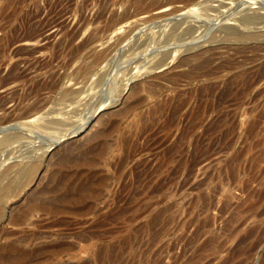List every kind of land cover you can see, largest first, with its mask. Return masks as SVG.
I'll use <instances>...</instances> for the list:
<instances>
[{
	"label": "rangeland",
	"instance_id": "obj_1",
	"mask_svg": "<svg viewBox=\"0 0 264 264\" xmlns=\"http://www.w3.org/2000/svg\"><path fill=\"white\" fill-rule=\"evenodd\" d=\"M108 1L16 0L14 4L15 8L12 5L6 9H1L0 7V53L2 52V56L0 55V97L11 95V100L7 103L6 109L1 108L0 110V125L3 124V126L7 125L5 124L6 122L11 124L17 121L20 122V119L18 120L16 117L21 113L19 111L21 109H16L15 104H17L19 97L29 93L30 91L28 92V89L33 87L27 79L29 77H24L26 75L22 74L25 69H36L38 70L36 75L39 78L46 76V79L50 81L52 86L55 84L53 87H49L48 85L43 89V98L46 100L45 110L50 111V109L52 110L56 107L63 108L59 104L61 103V98L59 97H61V88L64 87V83H66L65 86H73L74 81L69 80L72 77L80 82L75 87L83 85L82 75L77 74L75 70L83 61L88 59V48L78 50L77 47H81L84 42L90 39L96 29H103L109 22L124 18L127 15L128 17L123 21V24H125L123 30L127 32L131 28L134 29L132 34L123 41L124 43L122 42L117 45L116 49L121 51L117 52L115 49L116 52L112 53L115 59L118 55H123L122 62L118 64L119 67L121 64L124 65L123 67L122 65L121 68L116 65L114 67L113 64V71L118 73V83L115 88L117 92L115 91L114 95L117 96L120 93L118 95L119 98L116 97L117 101L114 102L115 104L112 103L104 110H99L80 135L49 149L45 153L44 163L38 175L39 178L37 177L36 180L38 183L42 182V179L43 182L45 181L46 173L49 170L50 163L54 161L53 159L62 150L67 148L68 145L84 141L92 131L100 127L103 122L102 120L108 116L107 114L119 112L132 103L134 104L139 98H143L144 100L126 118L118 120V130L112 134L113 136L108 137L109 141L117 143L119 137L125 130L131 124H136L135 118L139 114L142 115L145 110L147 111L153 108L156 103L174 94L173 90L168 88L169 84L164 83L165 85L157 89L154 95H149L146 92H140L138 95V87L144 82L154 80L153 77L161 74L160 71H162V68L155 70L153 73L144 74V71H141L127 85L128 81L125 80L129 70L132 69L131 73H134L136 71L134 67L138 62V65L142 64L141 68L146 63L147 58L145 56H142L136 63L134 60H129L133 54L135 55L136 52L146 47L147 44L139 46L142 42L149 41L148 39L153 38L160 43L159 47H162L165 41V34H161L162 29H165L164 31L167 34L171 26L180 22L181 19L182 23L180 22V24L182 25L179 33L184 34L183 31L185 29L187 30L189 26L198 27L202 30L207 27V24L209 26L207 22L217 19L216 15L219 10L222 11L225 9V7H221L222 3L218 0H196L197 3L202 4L203 9L198 5L201 10H204L205 7V11L199 10V12L197 10L198 8L190 0H186L187 2L185 0H140L138 4H132L130 2L131 0ZM105 4L107 5L105 6ZM164 8H169V11L174 9L175 12L165 17H158L157 13ZM263 9V7H249L246 10L255 11L263 15ZM243 12L231 15L224 19L225 21L219 22L218 25H213L214 28L212 29L211 27V29L217 31L214 33L212 31V34H208L210 35L209 37L204 32V38H202L203 36L199 38L200 30H197L193 35L196 38L194 41L189 36H187L188 40H181L178 37L173 38V41L168 42L170 45L161 51H171L174 44L175 46L178 44L181 46L180 52L176 60L166 66V72L168 71L171 74L182 72L186 66H179L178 62H180V59L200 49L224 47L220 51L223 56L228 55L226 47L228 45L230 46L231 42L224 40L225 36L223 37V35H225V32L221 31L222 27L229 20H236V17L237 19L240 18V15L244 14ZM181 13L182 15L180 16ZM190 14H193L191 15L193 18H191ZM151 15H156L157 17L150 19L149 16ZM231 17H234V19ZM176 20L178 22H175ZM203 21L206 23L203 24ZM167 24L170 25L168 26ZM30 27L32 29H29ZM118 35L116 32H113L106 39L103 38L102 41L97 40L93 42L94 44L92 43L91 47L95 46L94 48L99 50L106 49L109 46L115 45ZM216 35L217 39L214 38ZM27 36L32 37L28 38ZM23 37L28 39L17 41ZM220 38L224 42H221ZM131 39L134 41H131ZM138 39L139 41L135 43ZM219 40L220 42H217ZM181 44L189 45L184 47ZM20 48L22 49L20 50ZM189 48L191 50L187 51L186 49ZM72 50L76 53H73ZM161 51L157 50V55L153 53V56L151 55L150 58L155 59L156 56L160 58L161 56L159 55H162ZM244 55L253 57L254 52L249 51ZM70 56L72 57L70 58ZM237 57L240 60L243 59L240 55ZM143 59H145V63H143ZM147 65L149 67L153 66L152 62L147 63ZM147 65L145 64L146 67ZM254 65L255 63L249 64L248 67L250 68V66ZM145 66L144 68H146ZM14 67L21 69V72L17 74H20V77L16 76L18 80L14 77ZM47 70H51L50 72L52 74H45ZM103 72L101 71L100 73ZM228 77L226 76L220 84L221 88L224 87ZM26 80L28 83L25 82ZM96 80L98 81V79H90L88 82H84L86 85H84V88L86 89H84L85 92L82 95L84 97L81 102L85 105L80 106L82 105L81 102L80 105L75 104V110H71L73 111L71 112V115L74 116L73 119H79L80 116H82L81 118L88 116V111L90 110L85 107H88L86 103H89V106H93L104 93L105 87L103 85L105 81L98 83L99 81L97 82ZM201 85H192L191 88L196 89ZM187 88L183 84L179 91L183 92ZM262 90H264V80L260 81L252 89L251 94L246 99V103L238 107V113L235 118L236 129L231 140L224 141L218 152L211 158L198 164H187L185 171L177 175L173 183L171 196L169 198H165L164 195L159 197L163 201L153 214L156 216L161 213V218L159 219L157 215L156 219L158 221L155 219L156 223L155 220L153 222L155 226L150 221L152 214L149 212L143 213L137 222L132 225L120 226L106 224L99 226L95 223L96 219L105 215L106 212H109V209H102L95 218L92 215L81 216L70 213L60 214L54 218L52 215H44L45 213H43V227L41 228H33L30 225L14 227L5 223L6 228L15 233L24 229L27 233L34 231L38 236L42 235L43 238L38 241L43 242L44 247L42 264H264V94H260ZM103 114L104 116H102ZM213 118L214 114L208 117L207 123ZM183 120L184 116H181L180 121L182 122ZM258 121L261 123L260 125ZM38 132H41L42 140L37 142V144L35 143L36 146L33 144H26V146L24 144L25 146L17 145L16 148L14 146L12 148L11 145L2 152L0 155V172L5 168L7 163L15 161V158H6L8 151L12 152L10 157H13L24 152L40 150L41 148L37 146L43 144L44 153L45 147L48 145L51 137L57 134L54 131L47 132V130H38ZM179 134L180 131H176L172 141H175ZM9 148L12 149L9 150ZM192 151L193 147L189 146L187 152L188 157H190ZM147 157V154L138 156L126 167L125 173L129 174L131 168L137 162L147 159ZM4 182L6 183V181ZM37 182L25 188L19 199H15L16 201L13 199L7 203L6 210L8 215H11L17 206L24 203V199L30 194L29 192L32 191L34 185L38 184ZM36 185L35 187H37ZM104 194H107V192ZM227 198L231 201L228 200V204L226 202ZM96 203L98 207L101 206L103 208L102 206L104 205L101 202L97 201ZM222 209L223 211H220ZM160 210L164 211V213ZM35 220H37V217L31 218L32 222ZM162 223L164 224L162 225ZM90 232L96 233L90 234ZM80 234L81 236H79ZM84 234L87 237H84ZM214 236L216 237L213 238ZM5 241L3 240V243ZM60 242H63V248L57 250Z\"/></svg>",
	"mask_w": 264,
	"mask_h": 264
},
{
	"label": "bare ground",
	"instance_id": "obj_2",
	"mask_svg": "<svg viewBox=\"0 0 264 264\" xmlns=\"http://www.w3.org/2000/svg\"><path fill=\"white\" fill-rule=\"evenodd\" d=\"M15 1L16 0H0V7L1 9H6L12 5L15 8ZM190 1L198 8L197 10L199 12L202 4L197 3L196 0ZM218 1L222 3L221 7H225V9L222 11L219 10L216 15L217 19L215 18L216 20H210L207 22L209 23V26L207 24V29L203 28L201 30V28L189 26L187 30L185 29L186 32L184 30V34H182L179 33V29L182 25L180 24L181 19L180 22L176 20L175 22L178 23L173 24L171 28L169 27L170 29L168 28L169 32L167 34L164 31L165 29L163 30L161 28V34H165V41L162 47H159L160 43L153 38L148 39L149 41H144L139 45L142 46L147 44L146 47L143 50L136 52L135 55L133 54L131 59H129L134 60L136 63L142 56H145L148 60L145 58V63V59H143V63L147 65V63L149 64V62H152L153 66L149 67L147 65L146 67L145 64H143V67L141 68L142 64L140 63L141 65H138V62L134 67V69L136 68V71L134 70L135 72L131 73V69L127 73L125 80L128 81L127 85L138 75V73L140 74L141 71H144V74L153 73L155 70H160V68H162V71H160L161 74L154 76V80L151 82H144L138 87V95L140 92L154 95L157 89L162 88L163 85H165L164 83L169 84L168 88L173 90L174 94L164 98L161 102L156 103L153 108L147 111L145 110L142 115L139 114L137 118H135L136 124H131L119 137L117 143H112L108 140V137L113 136L112 134L116 133L118 130V120L126 118L129 113L135 110L137 106H140L141 102H144V100L143 98H139L134 104L132 103L130 106L119 112L113 114H107L108 112L105 113L108 116L104 120L100 119L103 122L99 128L92 131L84 141L68 145L67 148L62 150V152L53 159L54 161L50 163L51 165L46 173V179L44 182L42 179V182H40L41 184L36 180L44 163L45 153L49 149L80 135L84 132L91 119L99 110H104L110 104L117 101L116 97L119 98L118 95H120V93L117 96L114 95L118 83V73L113 71V64L114 67L115 65L119 67L118 64L122 62L121 59L123 58V55L120 54L115 59L112 53L116 52L117 45L125 41L134 31L132 28L127 32L126 30H123L125 27L123 21L124 19L126 20L128 15L121 19L110 20L111 22L106 24L103 29H96L91 38L84 42L81 47H77L78 50L88 48V59L83 61L75 70L77 74L82 75L83 85L75 87V85L80 82L72 77L69 80L74 81L73 84L70 83L73 86H65L66 83H64V87L61 88V97H59L61 98V103H59L60 101L58 102L63 108L56 107L52 110L50 109V111H46V100L43 98L42 92L45 86L49 85V87H51L52 84L46 79V76L39 78L36 75L38 72L36 69H25L23 71L22 74L26 75L24 77H29L27 79L31 82L33 87L28 89V92L30 91L29 93L26 92L27 94L19 97V99H17V104H15L16 109H21L19 110L21 113L16 117L18 120L20 119V122L14 121L15 123L13 124L4 122L7 125H0V135H2L0 136V155L11 145L12 148L13 146L16 148L17 145L23 146L24 144H33L36 146L37 142L42 140L41 132H38V130H47V132L54 131L57 134L55 133L56 135L51 137V140L45 147L44 153L43 144L37 146L41 148L40 150L28 151L27 153L24 152L13 157H10L12 152H7L8 156H6V158H15V161L7 163L5 168L0 172V264L43 263V242H38L43 238L42 235L38 236L34 231H29L27 233L24 229L15 233L9 231L5 226V223H7L14 227L30 225L33 228H41L43 227V213H45L44 215H52L54 218L60 214L66 213L81 216L92 215L93 218H95L102 209H109V212H106L105 215L96 219V225L103 226L106 224H114L127 226L137 222L143 213L149 212L152 214L150 221L153 224L157 215L159 219L161 218V213L156 216L153 214L163 201V199H160L159 197L161 195H164L165 198L171 196L173 192V183L177 178V175L185 171L186 165L189 163L198 164L211 158L216 152H218L224 141L231 140L236 129L235 118L238 113V107L246 103V99L251 94L252 89L258 85L260 81L264 80V14L262 15L255 11L246 10L249 7L264 8V0ZM130 2L132 4H138L140 0H131ZM106 5L107 4H105V6ZM198 5L200 6L198 7ZM170 11L169 8H164L157 13V16L165 17L175 12L174 9H172L171 12ZM201 11H205V7L204 10ZM240 12L244 13L240 15V18L237 19V17L234 16L236 17V20H229L228 23L226 22L227 24H223L224 26L222 27V30L220 29L225 32V35H223V37L225 36L224 40L226 42H231L230 46L228 45V47H226L228 55H222L220 50L224 47L200 49L199 51L183 56L180 59V62H178L179 66H186L182 72L177 74H171L168 71L166 72V66L176 60L181 47L178 44L176 46L174 44L171 51H163V53L161 50L170 45L168 42L175 37H178V39L181 40H188L187 36H189V38L192 37V40L194 41L196 38L193 35L197 30H200V34L198 35L199 38L202 36V38H204V32L206 33L205 35L209 37L210 35L208 34L213 31V25H218L219 22L229 16ZM98 15L97 17H99ZM181 15L182 13L180 16ZM191 15L193 14H190V16ZM157 16L151 15L149 18L153 19ZM234 17L231 18L234 19ZM191 18L193 17L191 16ZM205 23L206 22L203 21V24ZM29 29L32 28L30 27ZM216 31H213V33ZM113 32L119 34L117 41H115V45L102 50L94 48L95 46H92L93 48L91 47L93 42L97 40L102 41L103 38L106 39ZM28 38L23 37L17 41ZM214 38L217 39V35L214 36ZM132 40L133 39H131V41ZM220 40L221 42L223 41L221 38ZM220 40L217 42H220ZM104 41L106 42V40ZM138 41L139 39L136 40L135 43ZM181 45L185 47L189 44ZM21 49L22 48H20V50ZM157 50L162 52V55H159L161 57L159 58L156 56L157 59L155 57V59H151L150 56L153 53H156ZM186 50L190 51L191 48ZM118 51L121 50H117V52ZM249 51L254 52L253 57L244 55ZM1 53L0 55L2 56ZM15 53L17 52L15 51ZM73 53L76 52L73 51ZM238 55L242 56L241 58L243 59L240 60L237 57ZM71 57L72 56H70V58ZM253 63H255V65L250 66L249 68V64ZM124 64L127 65L126 63ZM121 65L119 68H121ZM123 66L124 65H122V67ZM144 66L146 68H144ZM14 70L15 76H13L20 77V74H17L21 72V69L14 67ZM50 71L51 70H47L45 74H52ZM101 71L104 72L100 73ZM226 76L229 77L227 78L224 87L221 88L220 84L224 81ZM9 78L11 77L9 76ZM16 78L18 80V77ZM90 79H98L99 82L96 80L98 83H103L105 81L103 85L105 87V90L103 91L104 93H101V98H99V101L96 102V104L93 106L91 105L92 107L89 106V103H86L88 107H85L90 110L88 111V116H83V118L80 116L79 119H73L74 116L71 115V112L75 110V104L80 105V102L83 100L84 96L82 95L83 92H85L84 89H86L84 88V82H88ZM25 82L28 83L27 80ZM183 84L184 87L187 86L188 88L181 92L179 90ZM198 84L202 85L196 89L191 88L192 85ZM87 86L89 87V85ZM260 94H264V90H262ZM10 97L11 95L0 97V110L1 108L6 109L7 103L11 100ZM81 103L82 105L80 106H83L84 103ZM212 114H214V118L207 123L208 117ZM102 116H104V114ZM181 116H184L182 122L180 121ZM254 123L257 124L256 122ZM260 124L261 123H259V125ZM176 131H180V134L175 141H172ZM189 146L193 147L190 157L187 155ZM12 148H9V150ZM146 154L148 156L147 159L140 160L136 165L134 164L135 166L131 168L130 173L128 172L129 174L125 173L126 167L129 166L134 159ZM113 159L114 161H112ZM4 181H6V183ZM34 182L38 183L37 185L35 184L37 187L34 185L32 191L29 192L30 194L27 197L25 196L24 203L17 206L11 215H8L6 210L7 203L13 199H19L20 196H22L21 194L23 190ZM105 192H107V194H104ZM228 200L229 199L227 198L226 202ZM97 201L104 205L102 206L103 208H101V206L98 207L96 203ZM220 211H223V209ZM161 212L164 213V211ZM32 217H37V220L32 222ZM163 224L164 223H162V225ZM91 233L94 234L96 232H90V234ZM85 235L86 234H84V237H87V235ZM79 236H81V234ZM215 237L216 236L213 238ZM3 240L6 241L3 243ZM58 247L57 250H61V248H63V242H60Z\"/></svg>",
	"mask_w": 264,
	"mask_h": 264
}]
</instances>
